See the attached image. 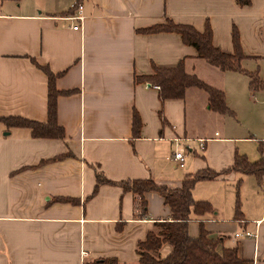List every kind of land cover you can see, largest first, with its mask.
Returning <instances> with one entry per match:
<instances>
[{
    "label": "crops",
    "instance_id": "crops-1",
    "mask_svg": "<svg viewBox=\"0 0 264 264\" xmlns=\"http://www.w3.org/2000/svg\"><path fill=\"white\" fill-rule=\"evenodd\" d=\"M167 19L200 32L209 23L212 44L225 53L234 51L236 28L243 54L264 56V0L243 7L235 0L0 2V264L98 259L137 264V244L155 224L171 221L170 210L154 192L144 194L143 216L134 195L117 186L101 185L93 194L96 171L112 182L150 179L177 189L188 175L207 168L220 173L236 155L247 158L239 145L248 137L226 131L223 121L236 117L231 108L252 91L248 76L208 63L178 33L138 32ZM32 59L53 73L63 72L57 89L75 90L59 95L56 103L65 140L35 139L29 130L2 121H47V76ZM180 62L187 73L224 92L229 113L212 112L208 94L199 88H187L182 99L161 101L158 88L134 81L136 75L152 74L154 66ZM134 112L141 123L138 137L132 131ZM199 140L205 141L203 150ZM180 144L186 147L182 168L170 161L173 152L182 150ZM244 179L255 207L235 218L236 186ZM263 180L230 172L197 183L193 199L208 202L213 213L189 224V236H198L202 221L213 238H224L220 251L235 248L239 258L264 264ZM223 185H230L231 192L219 202L211 189ZM170 252L163 245L159 256Z\"/></svg>",
    "mask_w": 264,
    "mask_h": 264
},
{
    "label": "trees",
    "instance_id": "trees-1",
    "mask_svg": "<svg viewBox=\"0 0 264 264\" xmlns=\"http://www.w3.org/2000/svg\"><path fill=\"white\" fill-rule=\"evenodd\" d=\"M4 1L18 2L19 0H0V2ZM235 1L241 7L250 5V0ZM70 11L72 13L74 7ZM138 32L144 34L156 32L178 33L182 41L185 44L192 45L198 55L208 63L221 70L238 71L247 75L250 90H262L264 87L263 78L260 76V64L257 65L255 70L250 71L242 66L243 60L248 57L241 50L236 28H233L232 31L233 53H225L212 44V29L209 23H206L204 30L200 32L192 25L175 23L167 19L162 24L143 28ZM250 58L261 60L259 56ZM32 61L47 76V121L38 123L23 118H8L2 119V121L7 122L9 128L29 130L31 137L35 139L65 140L64 130L57 123L56 103L59 95L71 94L75 90L57 89L56 79L63 72L53 73L48 67L38 64L34 59ZM134 81L146 82L152 86H157L161 101L182 99L187 88H199L208 94V106L212 112L219 114L229 113L224 92L200 80L196 75L187 73L182 62L175 67L161 68L154 66L152 74L136 75ZM140 127V119L137 113L134 112L132 119L133 137L139 136ZM259 151L262 158L255 163H250L245 156L236 155L234 164L230 168L220 173L207 168L188 175L183 180L181 187L177 189L159 186L150 179L112 182L107 180L102 173L96 171V184L93 194L97 192L101 185L117 186L124 193H132L134 195L136 198V210H139L141 216L145 214L147 209V203L144 200V194L146 193H157L163 199L165 205L168 206L171 221L155 224L156 229L148 232L145 241L137 244L136 252L139 256L137 264H253L252 261L239 258L235 248H223L221 251H217V247L222 244L224 238H213L204 228L202 221H199L198 236L195 238L189 236L188 226L191 214L201 219L213 213V208L208 202H200L193 199L192 190L197 183L213 181L219 175L230 172L253 175L261 183L264 176V143H260ZM238 190L239 183L236 186V191ZM240 215V202L237 195L235 218H240ZM163 245H168L171 248V252L166 258L161 259L159 252ZM84 264L119 263L113 259H98L86 261Z\"/></svg>",
    "mask_w": 264,
    "mask_h": 264
},
{
    "label": "rangeland",
    "instance_id": "rangeland-1",
    "mask_svg": "<svg viewBox=\"0 0 264 264\" xmlns=\"http://www.w3.org/2000/svg\"><path fill=\"white\" fill-rule=\"evenodd\" d=\"M261 35H264L263 31L260 30ZM263 37V36H262ZM242 63L243 68L247 70H255L257 65L260 64L261 71L260 76L264 80V56H262L261 60H250L252 58H248ZM256 62V63H255ZM256 65L255 69L253 66ZM235 109L231 108V110L236 114V117H228L225 116L226 120L223 121L225 124V130L236 133L238 137H248L249 140H244L242 144L239 146L242 149V153H244L249 161L254 162L260 159L259 153V141L264 139V89L263 90H255L249 91L245 94L244 99L241 103H238L234 106ZM220 128V127H219ZM220 137L223 136L221 134V130H216ZM248 135H252L248 136ZM251 137V138H249ZM196 147V151L200 153L199 147L197 143L193 144ZM181 151L184 152L186 149L183 144H180ZM177 151V150H176ZM188 153H186L187 155ZM253 182V179H249ZM244 182L240 185L239 188V202H240V210L244 213L243 209L248 208L253 210L255 207L253 200L255 199V195L250 189L251 187L248 185L246 179L243 180ZM213 194L218 198L219 202H222L225 198V195L228 192H231L230 185H223V187H213L212 189ZM230 190V191H229ZM233 200H235V189L232 192ZM196 220L198 218L191 214L190 216V223L189 224H196ZM192 228H190V231ZM219 247V246H218ZM217 247V251H220V248Z\"/></svg>",
    "mask_w": 264,
    "mask_h": 264
},
{
    "label": "built area",
    "instance_id": "built-area-1",
    "mask_svg": "<svg viewBox=\"0 0 264 264\" xmlns=\"http://www.w3.org/2000/svg\"><path fill=\"white\" fill-rule=\"evenodd\" d=\"M74 6H76V8H77V12L80 13L81 9H82L81 5L79 3H76ZM76 18L79 19L78 16H76ZM74 28H78V26H75ZM155 87L158 88L157 86H155ZM175 141H176V143L179 142L178 139H176ZM199 143H200L201 150H203L205 141L204 140H199ZM184 159H185V155H184V152L181 151V150L180 151L177 150V151L173 152L172 155L170 156V161H172L174 163V165L176 167H178V168H182L183 167ZM262 191L264 192V180L262 182ZM245 236L248 237V236H250V234L246 233Z\"/></svg>",
    "mask_w": 264,
    "mask_h": 264
}]
</instances>
